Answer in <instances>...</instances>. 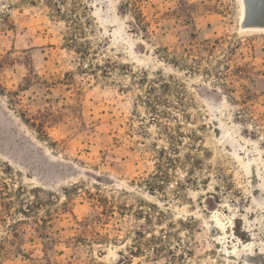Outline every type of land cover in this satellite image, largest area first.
<instances>
[{
	"label": "rangeland",
	"instance_id": "374dc122",
	"mask_svg": "<svg viewBox=\"0 0 264 264\" xmlns=\"http://www.w3.org/2000/svg\"><path fill=\"white\" fill-rule=\"evenodd\" d=\"M263 9L0 0V264H264Z\"/></svg>",
	"mask_w": 264,
	"mask_h": 264
},
{
	"label": "trees",
	"instance_id": "16d2710c",
	"mask_svg": "<svg viewBox=\"0 0 264 264\" xmlns=\"http://www.w3.org/2000/svg\"><path fill=\"white\" fill-rule=\"evenodd\" d=\"M128 6L129 5H125L124 11L126 10V8H129ZM133 13H134V19L135 21H137V24H136L137 27H142L143 28L142 30H145L146 21H145V17L143 15L142 9H140V7L136 5L133 7ZM40 237L45 238L47 242L49 243L54 242V239H52L46 232L45 233L41 232Z\"/></svg>",
	"mask_w": 264,
	"mask_h": 264
},
{
	"label": "water",
	"instance_id": "95a60500",
	"mask_svg": "<svg viewBox=\"0 0 264 264\" xmlns=\"http://www.w3.org/2000/svg\"><path fill=\"white\" fill-rule=\"evenodd\" d=\"M245 4L247 5L248 4V0H245ZM245 17L248 18V17H252L253 19H257L258 16H253V15H249V12H248V9L245 10ZM255 23H258V22H255Z\"/></svg>",
	"mask_w": 264,
	"mask_h": 264
},
{
	"label": "bare ground",
	"instance_id": "6f19581e",
	"mask_svg": "<svg viewBox=\"0 0 264 264\" xmlns=\"http://www.w3.org/2000/svg\"><path fill=\"white\" fill-rule=\"evenodd\" d=\"M263 11H264V9H263ZM216 220V219H215ZM218 221V220H217ZM219 222V221H218ZM220 224H222V225H226L228 222H226V224H224V223H221V222H219Z\"/></svg>",
	"mask_w": 264,
	"mask_h": 264
}]
</instances>
